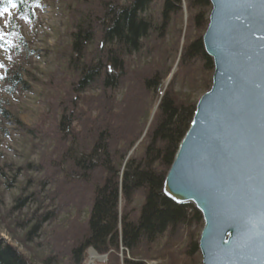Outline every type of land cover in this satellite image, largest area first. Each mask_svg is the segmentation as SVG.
Masks as SVG:
<instances>
[{
    "label": "rangeland",
    "instance_id": "374dc122",
    "mask_svg": "<svg viewBox=\"0 0 264 264\" xmlns=\"http://www.w3.org/2000/svg\"><path fill=\"white\" fill-rule=\"evenodd\" d=\"M98 1L34 0L31 17L19 15L16 9L4 10L0 15V28L5 33L0 41V106L25 128L39 130L36 139L26 137L0 117V240L17 248L32 264H46L53 257L51 264H73L71 251L86 235L94 191L104 181L99 168L86 178L80 173L67 177L71 163L60 164L61 151L67 146L60 144L63 135L55 128V121L69 106L64 100L75 93V74L69 65L71 35L80 18L96 12ZM164 3L154 0L149 14L155 33L145 44L141 59H131L120 88L106 95V108L93 111L82 103L79 109L84 115L76 116L81 123L74 124L75 133L83 143L92 142L83 130L94 131L102 122L111 126L110 152L118 153L119 158L125 156L120 175L128 161L144 156L148 133L166 93L173 92L184 108L192 109L212 84L213 72L206 70L201 60L182 64L186 47L202 42L210 10L200 11L198 23L194 21L198 12L190 13L185 2L182 11L165 17ZM90 51L94 48L86 54L89 58ZM151 71L167 73L160 92H149L143 85ZM18 74L28 85L22 87L18 78L14 80L17 86H13ZM100 93L97 90L85 95L90 98ZM135 136L130 149L128 142ZM27 163L44 168H27ZM22 199L25 205L18 204ZM139 200L140 196L136 197L132 209L137 208ZM123 206L121 203L120 214ZM47 212L54 217L40 227L36 236L28 237ZM202 229L203 222L194 223L181 228L176 236L166 237L160 248L164 258L154 257L146 264H202L200 252L188 258L187 251L191 244H199ZM90 251L97 253L89 248L83 264L89 261ZM124 253L121 247L117 254L121 262ZM97 254L105 258L97 264H108L110 254Z\"/></svg>",
    "mask_w": 264,
    "mask_h": 264
},
{
    "label": "trees",
    "instance_id": "16d2710c",
    "mask_svg": "<svg viewBox=\"0 0 264 264\" xmlns=\"http://www.w3.org/2000/svg\"><path fill=\"white\" fill-rule=\"evenodd\" d=\"M184 2L190 13L198 12L194 17L198 23L200 11L210 10L208 0H165L162 14L166 17L179 13ZM153 4L154 0H125L124 3L120 0H99L96 12L80 18L71 35L69 65L75 74V93L64 100L69 108H64L59 121H55L56 131L63 135L60 144L67 146L65 151H61L60 164L63 166L65 161L71 163L67 173L69 178L79 173L83 178L89 177L98 168L104 177L101 186L94 191L86 235L71 251L73 264H83L89 248L102 255L110 254L108 264H146L149 259H162L164 256L160 248L166 237L172 238L181 228L203 222L192 206L177 205L163 194L164 180L195 113V108H184L173 92L166 93L159 106L148 133L149 145L144 156L140 160L128 161L122 175L125 156L119 158L118 153L110 152V125L102 122L94 131L83 130L82 133L92 141L89 144L78 141L74 129V124L81 123V120H76V116L84 115L79 106L85 103L93 111H103L105 103H109L107 94L116 92L125 81L131 59H141L145 44L155 33V24L149 14ZM34 8V0H0V13L16 9L19 15L31 17ZM91 47L94 52L90 51L89 58L86 54ZM195 59L201 60L204 68L213 72L212 61L205 54L201 41L186 47L182 64ZM20 76L18 74L13 81L19 78L18 84L22 83L21 86L25 87L28 84L23 83ZM166 76L167 73L160 75L151 71L144 77L143 85L149 92H160ZM13 86H17L15 81ZM97 90L101 93L96 97L87 98L85 95ZM0 117L18 127L22 135L36 139L39 130L25 128L1 106ZM136 136L128 142L130 149L135 144ZM26 166L44 168L41 164L36 166L33 163H27ZM138 196L142 201L139 200L137 208L132 209ZM25 202L22 199L18 204L25 205ZM121 203L124 205L123 214H120ZM53 217L51 212L44 214L28 237L36 236L40 227ZM121 247L125 248L122 262L117 256ZM187 251L188 258H192L199 253L198 244H191ZM54 259L49 258L46 264H51ZM0 264L32 263L17 248L0 240Z\"/></svg>",
    "mask_w": 264,
    "mask_h": 264
},
{
    "label": "water",
    "instance_id": "95a60500",
    "mask_svg": "<svg viewBox=\"0 0 264 264\" xmlns=\"http://www.w3.org/2000/svg\"><path fill=\"white\" fill-rule=\"evenodd\" d=\"M213 64L163 185L202 217V264H264V0H208Z\"/></svg>",
    "mask_w": 264,
    "mask_h": 264
},
{
    "label": "bare ground",
    "instance_id": "6f19581e",
    "mask_svg": "<svg viewBox=\"0 0 264 264\" xmlns=\"http://www.w3.org/2000/svg\"><path fill=\"white\" fill-rule=\"evenodd\" d=\"M104 261H105L104 257H100L97 253L90 251L89 261L87 262V264H97V263H101Z\"/></svg>",
    "mask_w": 264,
    "mask_h": 264
},
{
    "label": "snow or ice",
    "instance_id": "6c2138e0",
    "mask_svg": "<svg viewBox=\"0 0 264 264\" xmlns=\"http://www.w3.org/2000/svg\"><path fill=\"white\" fill-rule=\"evenodd\" d=\"M13 7H15L16 5H15V3H13V5H12ZM3 13H0V15H2ZM4 35H5V33H4V31H3V28H0V41H2L3 40V38H4ZM0 67H3V65L2 64H0Z\"/></svg>",
    "mask_w": 264,
    "mask_h": 264
}]
</instances>
